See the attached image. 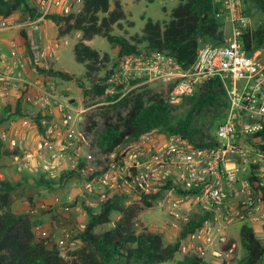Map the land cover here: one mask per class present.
<instances>
[{
	"label": "built area",
	"instance_id": "obj_1",
	"mask_svg": "<svg viewBox=\"0 0 264 264\" xmlns=\"http://www.w3.org/2000/svg\"><path fill=\"white\" fill-rule=\"evenodd\" d=\"M63 3L40 0L43 15L63 7ZM213 3L222 22V44L201 46L196 61L187 69L168 51H139L123 58L106 83L107 92H113L134 82L159 81L170 87L168 102L177 104L197 96L207 82L215 80L225 91L227 108L214 144L197 147L179 135L161 138L157 131L127 140L113 150L105 149L100 139L90 143V137L78 129L83 111L62 98L51 82L36 92L34 84L24 78L28 65L12 42L9 54L0 48V96L19 92L40 114L45 129L35 153H29L18 169L35 167L41 176L56 180L71 161L81 180L74 186H83V199L98 196L99 204L117 193L142 201L146 196L169 198L180 189L183 199L176 200L171 211L175 229L191 217L178 212L186 200L188 212L196 208L199 213L213 215L182 240L179 252L185 256L204 258L212 245L226 240L218 222L256 224L264 220V149L258 136L264 128V49L253 54L247 51L246 36L252 32V21L245 0ZM9 21L5 19L0 32L11 28ZM9 59L18 72L16 78L2 69ZM31 123L32 115L12 118L8 127L0 130V142L17 147ZM76 145V157L71 158L69 152ZM251 173L256 179L252 180ZM168 182L171 188L165 187ZM190 190L197 193H186ZM34 233L37 240H44L40 225L34 227Z\"/></svg>",
	"mask_w": 264,
	"mask_h": 264
},
{
	"label": "trees",
	"instance_id": "obj_2",
	"mask_svg": "<svg viewBox=\"0 0 264 264\" xmlns=\"http://www.w3.org/2000/svg\"><path fill=\"white\" fill-rule=\"evenodd\" d=\"M33 1L0 0V18L8 19L22 12L29 14L34 20L44 17L53 21L58 26L60 37L70 35L73 31L81 32L82 39L75 45L74 54L76 61L85 65L86 78L91 81L90 89L84 90L85 95H106V82L112 73V68L108 66L111 56L108 53L102 55L86 43L96 36L106 39L112 48L117 50L118 63L126 56L141 51L140 46L145 45L148 51L170 52L185 69L194 64L201 46L219 45L224 42L222 22L216 17L213 0H181L172 10L169 21L159 22L142 16V19L146 20L142 33L130 38L113 33L115 26L124 28L123 21L134 26L133 21L127 20L120 0L114 1V8L112 0H82L79 12L46 15L39 13V10L32 6ZM245 2L250 15L252 7L264 13V0ZM22 36L30 48L27 33L22 32ZM263 47L264 28L252 31L246 36L249 54ZM38 71L49 78L66 81L75 79L73 75L53 68H39ZM102 71L105 74L97 78ZM80 85L83 88V84ZM185 100L190 108L183 115H179L183 104H171L160 95L149 97L147 101L142 95L137 96L126 116L121 117L117 123H106L105 129L99 135L100 143L105 149L113 150L127 140H135L143 134L160 131L168 135H179L197 147L214 144L215 132L223 121L227 108L225 91L213 80L207 82L197 96ZM28 113L21 110L19 101L15 116L22 117ZM32 118L40 132L44 133L40 114L32 115ZM258 136L263 141L264 149V128ZM3 155L12 158L18 156L19 147L0 148V157ZM251 177L252 180L256 179L252 173ZM165 187L171 188V183L168 182ZM12 190L10 183L0 182V264H163L173 261L180 251L182 240L213 216L210 213H195L183 224L176 242L166 244L160 231L146 228L140 232L136 230L133 222L138 213L136 207L127 206L129 197L117 193L101 202L97 212L88 208L89 220L79 237L81 246L65 257L56 247L48 246L45 240L36 239V221L32 216L17 214L11 209ZM178 192L182 193L180 189ZM186 193L194 195L197 191L190 190ZM156 198L157 196H146L142 202L150 207ZM113 213L120 215V218L113 221ZM108 224L111 225L109 229L96 232L98 226ZM240 234L246 253L241 263L263 264V239L249 224L242 225ZM175 264L208 263L199 256L187 255Z\"/></svg>",
	"mask_w": 264,
	"mask_h": 264
},
{
	"label": "rangeland",
	"instance_id": "obj_3",
	"mask_svg": "<svg viewBox=\"0 0 264 264\" xmlns=\"http://www.w3.org/2000/svg\"><path fill=\"white\" fill-rule=\"evenodd\" d=\"M70 1L64 0V3L69 4ZM114 1L112 0V8H114ZM121 2L124 3L123 6L127 12V20L133 21L134 26H130L127 21H123L124 28L120 29L118 26H115L113 33L130 38L137 33H142V29L146 23V20H143L142 16L159 22L169 21L172 10L179 5L181 0H121ZM72 3L73 6L75 3L77 6L79 5L77 0H72ZM32 6H35L39 10L38 12L42 13L40 0H34ZM53 12L52 9L49 14ZM250 16L252 31L264 28L263 12L252 7ZM12 17H14V20L9 19L11 28L8 29L12 35L9 39L11 40L10 44L16 42L18 52L26 60L30 69L29 71L34 69L35 73L46 77V82L53 83L62 98L71 102L74 100L75 108L83 111V113H79L78 121H80L78 129L85 137H90V143H97L99 135L105 129L108 121L117 123L121 117L126 116L137 96L142 95L147 101L149 97L160 95L168 100L170 87L159 81L134 82L127 86L117 87L113 92H107L104 96L85 95L84 90L90 89L91 81L86 78L85 65L78 63L75 59L74 47L76 40L68 38L69 44L66 45L64 42H61V37L57 31L50 33V37L48 38L43 36L44 42L51 41L53 44H58L59 46L56 49L54 58L50 60H38L37 50L31 48V40L37 42L41 39L39 37V30L36 33L33 29L34 25L32 22L34 19L29 14L22 12ZM4 21L5 19L0 18V26H2ZM22 32L27 33L30 48L27 47ZM90 46L100 51L102 55L108 53L111 56V62L108 65L110 68L114 69L119 64L117 50H114L106 39L96 36L91 41ZM40 47L38 49H44L43 44ZM140 50L148 52L145 45H141ZM29 58L32 59V62H30ZM44 65H47L48 68ZM39 68H53L54 70L67 72L73 75L75 79L66 81L59 78H49L40 73L38 71ZM104 74L105 72L102 71L97 75V78L102 77ZM78 80L81 81L78 82ZM81 83L83 84V88L80 85ZM17 96L19 95L0 96V130L7 128L12 118L17 116L15 114L19 101H21V110H27L24 97ZM178 104H183V109L178 112L179 115H183L190 108L185 99L175 105ZM26 105L30 107L29 104ZM29 110V116L37 115L31 107ZM89 127L92 129L89 130ZM39 131L38 127H34L30 134H27L25 139L20 141V144L17 146L20 150L19 161H16L14 157L5 155L0 157V182H8L13 187L10 202L11 209L17 214L32 216L36 221L35 226L40 225L43 232H45L43 239L47 241V245L56 247L62 256L67 257L81 246L79 237L89 220L90 213L88 208L92 209L93 212H97L99 210L100 199L98 196L88 197V200L83 199V186H74L75 183L80 185L79 181L81 180L75 169H72L73 163L71 161L68 162V169L63 171L56 180L42 178L41 173L35 171V167H22L21 171L18 169L19 166L24 165L26 156L29 153H33L37 148L40 139ZM157 132L161 135V138L171 136L160 131ZM78 147L76 145L75 149L70 150L69 154L71 158L76 157V148ZM0 148L7 149L9 145L0 142ZM178 199H183L182 193L176 192L169 198L160 196L152 201V206L150 207L137 199H129L126 204L127 206H135L138 211L136 218L133 220L138 232L145 228L160 231L164 235L165 243L173 244L178 239L183 226L181 225L180 229H175L172 226L171 211L173 203ZM188 203L186 200L179 207L178 212L180 216L185 217L188 216L187 214L193 216L198 211L194 208L193 211L188 212ZM119 218L120 215L113 213V221ZM218 224L222 227L226 240L223 243L212 245V248L206 251L203 259L208 264H242L241 262L246 256L240 234L243 224L234 223L225 225L221 224V222H218ZM249 225L254 228L257 235L264 241V220ZM110 227V224L100 225L97 227L96 232L100 233ZM213 250L220 252V256L215 255ZM184 256V254L179 252L173 261L163 264H175Z\"/></svg>",
	"mask_w": 264,
	"mask_h": 264
},
{
	"label": "crops",
	"instance_id": "obj_4",
	"mask_svg": "<svg viewBox=\"0 0 264 264\" xmlns=\"http://www.w3.org/2000/svg\"><path fill=\"white\" fill-rule=\"evenodd\" d=\"M63 2H64V0H63ZM77 2L79 4L78 6L76 5V3L73 6L72 0L69 2V4L63 3V7H58V8H54L53 9V11H54L53 14H63V13H65L64 9L68 10V12H70V11L71 12L72 11L73 12H79L81 10V8H82V4L83 3H82L81 0H77ZM121 3H122V5L124 4L123 2H121ZM123 8H124V6H123ZM124 10H125V8H124ZM125 12H126V10H125ZM126 14H127V12H126ZM8 19L14 20V17H10ZM32 24L34 25L33 29L36 31V33H37V30H39V37L41 38L37 42L31 40V48L37 50L36 51L37 54H38L37 59L38 60L39 59H43V60H48L49 59L50 60V59L54 58V56L56 55V49H57V47L59 45L58 44H53V42H51V41L44 42L42 37L43 36H45L46 38L50 37L49 34L52 33L53 31H57V33H58V26L53 21L48 20V19H44V17H41V18H38V19L34 20L32 22ZM11 36H12L11 32L8 31V30L0 32V48L6 54H9V51H10V41L11 40H9V39H10ZM68 38L76 40V44H77L82 39V33L79 32V31H73L70 35L61 37V42L62 43L64 42L66 45H68L69 44V39ZM91 41H86V43L88 45H90ZM39 44L40 45L43 44L44 45V49H41V50L38 49L40 47ZM29 60H30V62H32L31 58H29ZM44 66L46 68H48L47 65H44ZM2 69H3L4 72L12 75L14 78H16V76L18 75V72H17V70L15 69V67L13 65V60L12 59H9L8 64L4 65V67ZM29 70L30 69L28 68L23 73L24 78L26 80H28L29 82L34 84V90L36 92H40V90H42L44 85L47 83L46 82V77L35 73L34 69L32 71H29ZM10 95H19L17 97H22V95L19 92L15 91V90H13ZM25 106H26V109H27L26 111L30 112V110H29L30 107L27 106L26 103H25ZM31 109H32V107H31ZM34 127H37V125L35 123H31L30 127L23 132L21 140L25 139L27 134L29 135L31 130H33ZM43 134L44 133L40 132L39 141L41 140ZM35 151H36V149H35ZM35 151L33 153H35ZM33 153H30V154H33ZM18 156H15L14 159H16V157H18Z\"/></svg>",
	"mask_w": 264,
	"mask_h": 264
},
{
	"label": "water",
	"instance_id": "obj_5",
	"mask_svg": "<svg viewBox=\"0 0 264 264\" xmlns=\"http://www.w3.org/2000/svg\"><path fill=\"white\" fill-rule=\"evenodd\" d=\"M72 102H74V100H72Z\"/></svg>",
	"mask_w": 264,
	"mask_h": 264
}]
</instances>
